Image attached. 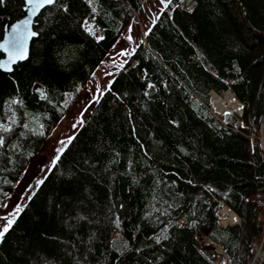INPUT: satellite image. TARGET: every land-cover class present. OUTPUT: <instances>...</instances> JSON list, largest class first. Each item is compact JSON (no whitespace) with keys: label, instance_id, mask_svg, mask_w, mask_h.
<instances>
[{"label":"trees","instance_id":"1","mask_svg":"<svg viewBox=\"0 0 264 264\" xmlns=\"http://www.w3.org/2000/svg\"><path fill=\"white\" fill-rule=\"evenodd\" d=\"M145 1L99 0L93 14L84 0H69L70 13L48 6L51 22L35 18L30 58L11 72L0 69V122L8 115L3 101L17 87L25 105L13 106L18 121L15 134H7V143H19L21 151L0 147L14 157L13 164L0 157V198L48 136L20 137L23 111L47 112L39 119L51 131L76 98L74 86L85 85ZM176 1L145 28L148 35L140 36L124 69L114 74L111 91L88 108L58 165L33 198H25L0 241V264L246 263L264 209V157L248 139L264 115V0H196L194 6L187 0L191 12ZM21 4L0 5V37L6 23L24 15ZM88 15L96 16L102 41L79 28ZM229 87L246 102L249 122L238 130L206 106L210 89ZM37 88L55 103L41 99ZM66 91L74 98L57 111ZM218 200L237 213L239 224L217 221ZM166 224L169 239L158 245L153 236ZM198 234L219 242L227 261L216 263ZM124 240L130 247L121 255L110 245Z\"/></svg>","mask_w":264,"mask_h":264},{"label":"snow or ice","instance_id":"2","mask_svg":"<svg viewBox=\"0 0 264 264\" xmlns=\"http://www.w3.org/2000/svg\"><path fill=\"white\" fill-rule=\"evenodd\" d=\"M172 0H158V9L156 17L151 20V24L156 23V19L159 16V12L165 11L170 5ZM196 0H191V5H195ZM84 3L88 6L91 10V13H97L99 7V0H84ZM5 0H0V5H4ZM48 6H51L52 9H55L57 13H70V3L69 0H22L21 7L27 11V15L22 20H17L15 23L10 24V31L4 33V38L0 40V52L4 54V58L0 59V69H4L6 72H11L13 66L18 61H24L30 58V49H29V40L32 37H37L38 32L34 31L31 25L33 24V17H37L39 20L40 16H44L45 22H51L50 17L54 15L53 11L49 9ZM182 6V5H181ZM189 6L187 8L188 12L193 10V7ZM39 14V15H38ZM169 17H171V13H167ZM96 16L95 15H88L82 18V21L79 23V28H81L88 36L93 37L96 41H102L104 39L103 35L97 34L98 25H95ZM133 25L129 24L127 32L128 34L124 36V39L127 41H132L133 37L130 34ZM123 35V34H122ZM143 35H148V30H145ZM113 52L111 55L116 57V59H108L107 61H100V64L97 66L100 68L102 65L108 64L113 66V71L118 72L121 69H124L125 64L127 61L121 59V57H131L133 52L136 51L135 47L129 49L128 47L119 48L116 51V44L112 45ZM236 71L239 72V68H236ZM95 77V73L92 74ZM103 75L106 77H112V73L108 71H104ZM115 77L107 80L105 85H100L99 82L93 80L89 81L91 94L89 98H87L86 103L83 107L76 112L70 123V127L73 130L70 135H63L60 139H57L54 143L52 152L50 154V159L48 160L47 164L40 165L39 171H41V175L33 176L32 183H28L26 185V189L28 190L27 200H31L33 198V193L41 187V185L45 182L46 178L49 174L53 171V169L58 165L59 161L62 158V155L65 153L66 149L70 147L71 142L75 138L77 132L79 131L80 127L84 125L85 120L83 119V112L89 106L98 104L100 102V98L105 94V92H110L111 88L108 86L113 83ZM14 85L17 84L15 80L12 81ZM83 85L77 83L74 88L75 92L81 91ZM148 87H154L152 83L148 82ZM18 87L16 88V93L6 97L3 101V107L7 110L8 115L5 116L4 121L0 122V147H6L9 149H14L17 152L21 151L20 145L17 142H13L11 144L7 143V139H10V136L7 134L13 133V128L17 124L18 117L17 112L14 110L13 106H19L20 108H24V100L19 97L18 95ZM145 96H148L149 93L145 91L143 93ZM40 98L47 100L49 104H54L55 102L48 98L47 94L44 91H41ZM74 98V93L66 91L63 93V99L59 101V104L63 106V108H57V111H62L69 106V102ZM119 99V96H116ZM233 99H235L233 97ZM239 107H243V105H239ZM227 115V113H225ZM40 115L45 117L48 116L47 112L44 113H36L32 114L27 110L23 111V120L22 128L19 131L20 137H25L27 134H31L32 136H51L52 133L55 131L52 129L48 131L44 123L40 122ZM63 119V117H61ZM173 124L176 121H172ZM144 146L141 145V148ZM26 156H32L33 153L31 151H24L22 153ZM0 157H3L7 160L8 164H13L14 157L11 152H0ZM87 163V161H86ZM5 169H0V171ZM26 172V169H25ZM25 172H20L21 176L25 175ZM6 183H11V181H5ZM19 183V181H17ZM175 183V181H173ZM188 183H192V181H188ZM213 190V189H209ZM5 195H10V193H5ZM26 201L23 202H16L13 207L9 210V205L5 202L0 204V209H4L3 215H0V219L4 221L2 225H0V241L5 239L6 233L12 228L14 221L16 218L21 214V211L25 207ZM121 207H123L121 205ZM145 217L149 215L148 212H144L143 214ZM237 217L235 215L232 216V220L236 221ZM117 228L120 226L119 219L113 221ZM171 223V222H170ZM193 223H195L193 221ZM177 226H180L177 224ZM169 227L168 224L164 225V229L161 231L160 235H154L153 240L156 244L160 245L161 240H168L169 237L166 235L167 228ZM115 239V238H114ZM111 247L115 248L117 253L123 255L129 249V242L127 240L122 241L121 246H117L116 243H112ZM162 246V245H161ZM142 247H147V245H142ZM135 252L140 253L141 248L137 247L134 249ZM120 259V256H117V260ZM156 260L162 259L161 256H156ZM47 264V262H45Z\"/></svg>","mask_w":264,"mask_h":264},{"label":"rangeland","instance_id":"3","mask_svg":"<svg viewBox=\"0 0 264 264\" xmlns=\"http://www.w3.org/2000/svg\"><path fill=\"white\" fill-rule=\"evenodd\" d=\"M158 11V0H146L145 4H143L140 10L135 13L134 18L130 23L133 25L130 33L133 37L132 41L129 42L124 39V36L128 34V24L124 32L122 33L123 35L121 34L119 39L114 43L116 44L115 50L118 51L119 48L122 47H128L129 49L133 48L139 42L140 36H143L145 28L150 24L154 15ZM112 52L113 48L110 49L103 60L107 61L108 59H116V57H113L111 55ZM121 59L126 60L127 57H121ZM112 69L113 66L108 64L102 65L100 68L96 67V69L93 71V73L96 74L95 77L92 75L93 73L90 75L81 91L77 93L76 98L71 103L63 119H60L56 126L53 128L55 131L51 136H47L45 138L41 150H39V152L36 154L37 156H34L22 171L25 172L26 169L25 175H20L18 177L14 184L7 190V193H10V195H4L0 198V204L6 202L9 205L10 210V208L13 207L16 202H23L25 198H27L28 190L26 189V185L28 183H32V178L34 175L39 176L42 174L41 171H39V166L47 164L48 160L50 159V154L52 152L55 141L57 139H60L63 135H70L72 133L73 130L70 127L71 119L73 115L83 107V105L86 103L87 98H89L91 94L89 81L95 80L99 82L100 85H105L107 83V80L111 79L116 73ZM104 71L111 72L112 77L104 76ZM88 108L84 110L83 118ZM17 181H19V183H17ZM3 212L4 209H0V215H3ZM3 223L4 221L0 219V225H2Z\"/></svg>","mask_w":264,"mask_h":264},{"label":"built area","instance_id":"4","mask_svg":"<svg viewBox=\"0 0 264 264\" xmlns=\"http://www.w3.org/2000/svg\"><path fill=\"white\" fill-rule=\"evenodd\" d=\"M186 0H178V4L183 5ZM187 6L184 7L185 10H187ZM240 105H244L243 101L238 102ZM242 126V123H240V120L236 118V124L233 127L234 130H238L239 127ZM249 139L251 142L255 141L257 143V146L259 148L260 154L264 156V116L259 117L257 124L255 126V133L252 135H249ZM259 219L261 221V227L259 231V237L254 241V243L251 246L250 249V255L248 259L246 260L245 264H258L264 259V210L259 215ZM238 222V220H236ZM216 252H221L222 249L219 247L218 244H216ZM224 259H226V255L223 254Z\"/></svg>","mask_w":264,"mask_h":264},{"label":"bare ground","instance_id":"5","mask_svg":"<svg viewBox=\"0 0 264 264\" xmlns=\"http://www.w3.org/2000/svg\"><path fill=\"white\" fill-rule=\"evenodd\" d=\"M233 97L234 96L232 92L229 90V88H227L225 90H221L219 93L211 92L209 96V101L211 102L212 106L215 109L217 108L218 110H222L223 105H228V107L237 109V104L235 99H233ZM221 213L223 214V218H224V213H227L225 207L222 210L218 211V214ZM225 219L228 220V222L232 223L231 214H229V216Z\"/></svg>","mask_w":264,"mask_h":264},{"label":"water","instance_id":"6","mask_svg":"<svg viewBox=\"0 0 264 264\" xmlns=\"http://www.w3.org/2000/svg\"><path fill=\"white\" fill-rule=\"evenodd\" d=\"M23 10H24V15H23V16H21L19 19H16V20H14V21H12V22H10V23H6V24L4 25V27H3V31H2V35H1V37H0V40H2V39L4 38V33H5V32L10 31V24H11V23H15L17 20H22V19H24V17L27 15V11H26L24 8H23ZM35 18H36V17H33V24L31 25V27L33 28L34 31H35V29H34L33 25H34V20H35ZM33 38H35V37H32V38H30V40H29V47H30V42H31V40H32ZM3 58H4V54H3L2 52H0V59H3ZM18 62H20V61H18ZM18 62H16V63H18ZM1 70L5 71L4 69H1ZM37 90L41 93V89H40V88H37Z\"/></svg>","mask_w":264,"mask_h":264},{"label":"crops","instance_id":"7","mask_svg":"<svg viewBox=\"0 0 264 264\" xmlns=\"http://www.w3.org/2000/svg\"><path fill=\"white\" fill-rule=\"evenodd\" d=\"M228 223H230V222H228Z\"/></svg>","mask_w":264,"mask_h":264}]
</instances>
